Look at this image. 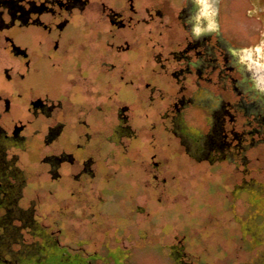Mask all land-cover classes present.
<instances>
[{
  "label": "flooded vegetation",
  "instance_id": "1",
  "mask_svg": "<svg viewBox=\"0 0 264 264\" xmlns=\"http://www.w3.org/2000/svg\"><path fill=\"white\" fill-rule=\"evenodd\" d=\"M225 1L0 0V264H93L118 214L143 226V195L178 202L207 165L235 206L264 198V86ZM250 230L234 264H264Z\"/></svg>",
  "mask_w": 264,
  "mask_h": 264
},
{
  "label": "rangeland",
  "instance_id": "2",
  "mask_svg": "<svg viewBox=\"0 0 264 264\" xmlns=\"http://www.w3.org/2000/svg\"><path fill=\"white\" fill-rule=\"evenodd\" d=\"M204 1H210L212 5L218 3V0ZM225 2L227 3L223 4L224 24L228 34L233 38L238 35L239 43L248 48L246 57L254 72L259 71L256 79L264 86V0H226ZM176 160L173 164H177ZM219 167L221 166L213 168L207 165L205 167L207 170L203 172L195 170V177L191 178L190 182L196 183L194 189L197 192L192 191L186 198L184 195L178 202L171 198L161 201L159 194L152 195L151 199L143 195V203L147 205L148 213L143 216V226L138 224L132 226L131 220L138 216L130 210L124 214H118V222L127 226L120 224L119 231H117L118 226H115L117 232L108 231L104 234L103 241L106 242L98 248L100 251L91 259L92 263L176 264L170 256L171 249L166 245L175 243L176 241H171V238L178 235L184 239L183 243L187 245L189 254L196 257L194 264H234L236 256L240 253L245 255L248 249L249 251L252 249L256 238L250 229H256L258 225H262L264 230V198L244 190L242 199L237 200L239 206H235L231 192L232 183L226 189L222 177L215 176L214 172L219 170ZM30 169L37 171L33 166ZM204 178H206V185L202 183ZM259 178H262V174ZM156 183L159 186L163 184L162 181H156ZM129 188L133 189L131 184ZM163 188L165 191V187ZM135 190L136 188L133 192ZM147 191L154 193L151 190ZM172 193L173 191L169 192V196L174 195ZM140 197L137 195L133 198L132 207L135 202L142 200ZM256 205L263 211L257 213ZM113 211L119 213L117 208ZM99 228L100 226L96 232ZM127 233H131L129 242L127 238H124V241L120 238ZM142 233L143 239H140ZM109 236L112 241L108 240ZM122 241L126 248L122 247ZM136 244L142 247L135 246ZM120 253L126 257L119 259ZM103 254L108 256L116 254L117 257L107 259L102 257ZM128 258L131 261L125 262ZM50 260L43 263L46 264ZM53 261L50 264H57L55 260Z\"/></svg>",
  "mask_w": 264,
  "mask_h": 264
}]
</instances>
